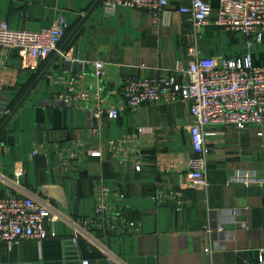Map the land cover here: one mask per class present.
I'll return each mask as SVG.
<instances>
[{"label": "crops", "instance_id": "1", "mask_svg": "<svg viewBox=\"0 0 264 264\" xmlns=\"http://www.w3.org/2000/svg\"><path fill=\"white\" fill-rule=\"evenodd\" d=\"M101 1L0 0V22L11 30L36 32L64 19L67 32L58 49L69 58L65 62L52 54L36 62L15 51L0 53V108L12 112L10 117L0 113V198L10 193L48 201L54 233L41 243H0V264L264 263V131L258 137L256 127H210L215 134L205 138L209 186L197 191L178 185L191 153L189 103L124 111L116 119H104L97 132L88 127L84 111L43 105L61 91L52 80L81 69L94 90L98 83L87 62L108 65L101 86L108 100L116 102L123 77L170 75L177 63L186 68L193 45L202 57L218 63L246 52L245 37L214 26V15L194 38L189 17L179 12L191 0H167L157 22L138 10L108 16ZM205 1L214 14L219 1ZM250 54L255 65L264 66V44L254 45ZM73 140L104 149L102 159L59 158L61 151L54 147ZM139 154L137 172L132 161ZM238 177L256 182L244 185L234 180ZM100 186L125 197L121 217L138 230L107 239L109 261L89 245L97 257H82L72 241L71 222L93 217Z\"/></svg>", "mask_w": 264, "mask_h": 264}, {"label": "built area", "instance_id": "2", "mask_svg": "<svg viewBox=\"0 0 264 264\" xmlns=\"http://www.w3.org/2000/svg\"><path fill=\"white\" fill-rule=\"evenodd\" d=\"M218 1L219 6L214 14L205 0H191L190 5L182 7L179 12L189 17L194 38L199 37L201 28L208 25L214 15V26L245 37L244 56L223 59L218 63L213 58L202 57L193 45L187 50L190 61L186 68L177 63L170 75L123 77L116 102L108 100L101 86L108 65L105 61L95 60L84 63L91 67V76L98 83L94 90L87 86L84 70L81 69L75 76L61 75L52 80V86H60L61 91L52 95L50 100H44L43 105L84 111L88 127L97 132L104 119H116L124 111H134L142 106L189 103L191 153L186 160L187 170L180 176L178 185L182 189L206 191L209 183L206 176L205 138L215 134L208 129L229 125L238 130L256 127L258 137L264 131V66L255 65L250 54L254 45L264 44V0ZM167 7V0L101 1V8L108 16L118 10H138L146 11L156 22ZM66 29L64 19H58L51 27L36 32L11 30L6 23L0 22V53L15 51L18 57H27L36 62L55 54L69 62L67 55L58 49ZM0 113L10 117L12 112L0 108ZM112 147L113 144L109 147L111 151ZM54 149L61 151L58 153L59 158L66 156L69 159H102L104 152L100 147L89 149L85 143L77 140L61 148L55 146ZM38 153L35 150L33 155ZM132 167L134 171H140V154L132 161ZM234 180L244 185L256 182L249 177ZM124 198L118 191L100 186L95 194L93 217L71 222L74 228L72 241H85L109 261L111 255L106 248L107 239L138 232L133 223L125 222L121 217ZM157 202L160 203V198ZM177 205L180 206L181 202ZM52 212L53 206L44 199L7 193L0 198V243L8 246L22 241L41 243L54 237L49 228ZM230 214L235 218L237 211L233 210ZM82 264L88 263L84 261Z\"/></svg>", "mask_w": 264, "mask_h": 264}, {"label": "water", "instance_id": "3", "mask_svg": "<svg viewBox=\"0 0 264 264\" xmlns=\"http://www.w3.org/2000/svg\"><path fill=\"white\" fill-rule=\"evenodd\" d=\"M77 245L80 249L82 257H86V258H91L93 256L97 257L96 253L89 251L88 245L86 244L85 241L78 240ZM110 264H114V263H110ZM262 264H264V263H262Z\"/></svg>", "mask_w": 264, "mask_h": 264}, {"label": "trees", "instance_id": "4", "mask_svg": "<svg viewBox=\"0 0 264 264\" xmlns=\"http://www.w3.org/2000/svg\"><path fill=\"white\" fill-rule=\"evenodd\" d=\"M66 32H67V29H66Z\"/></svg>", "mask_w": 264, "mask_h": 264}]
</instances>
